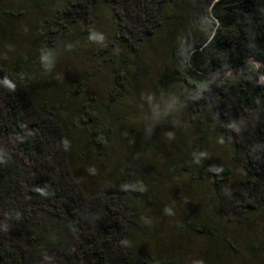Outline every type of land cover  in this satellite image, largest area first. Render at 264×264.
Instances as JSON below:
<instances>
[{
    "label": "trees",
    "instance_id": "obj_1",
    "mask_svg": "<svg viewBox=\"0 0 264 264\" xmlns=\"http://www.w3.org/2000/svg\"><path fill=\"white\" fill-rule=\"evenodd\" d=\"M41 1L12 6L1 2L0 41L7 40L18 21L27 20L23 11L39 8ZM201 1L206 3L191 0L184 22L200 14ZM175 2L75 0L55 14L32 13L33 27L26 37L38 40L41 54H0V80L14 85L0 86V264L180 262L177 257L157 256L154 250L143 252L135 240L137 235L140 242L151 226L148 217L153 210L147 208L153 201L143 194L142 180L149 170L155 171L137 151L118 161L113 173L100 175L94 189L85 182V175H95L96 154H104V129L126 117L113 110L105 116L94 99H77L111 62L117 66L113 87L117 100H130L132 95L136 103V76L146 71L135 65L142 45L158 51L164 66V74L154 81L157 98L172 88L183 90L182 104L175 103L162 125H169L167 130L174 135L172 125L178 119L185 118L188 127L194 122L203 126L196 140L182 149L161 150L167 163L162 165L172 178L182 175L197 181L207 176L210 181L213 211L204 222L186 212L180 227L233 247L229 232L243 233L252 226L254 213L264 214V0H211L201 13L219 20V28L208 40L194 36L187 43L181 41L183 23L174 37L167 31L168 23L179 15ZM24 4L28 7L22 8ZM106 5L113 9L119 33L111 45L117 53L104 43L62 72L61 61L56 65L59 51L78 55L85 45H92L98 10ZM168 7L171 12L165 15ZM71 36L73 46L65 45ZM129 69L136 76L128 78ZM208 122L227 156L215 166L207 164ZM146 130L139 141L155 145L149 139L152 130ZM226 229L229 232L224 233ZM261 232L253 247L264 259V221Z\"/></svg>",
    "mask_w": 264,
    "mask_h": 264
},
{
    "label": "rangeland",
    "instance_id": "obj_2",
    "mask_svg": "<svg viewBox=\"0 0 264 264\" xmlns=\"http://www.w3.org/2000/svg\"><path fill=\"white\" fill-rule=\"evenodd\" d=\"M24 1L28 2L29 0H0V3H8L9 6H12ZM72 1L75 0H42L39 8L33 9V11H23L27 20L18 21L13 26V32L7 37V40L0 41V54L6 53L8 57L18 54L23 56L36 54L40 49L37 45L38 40L36 38L31 40L29 38L28 40L26 37L29 34V28L33 27L31 26L34 18L32 13L35 15L38 13L55 14L65 6L67 8ZM210 1L206 0V3L200 2L201 12ZM175 3L176 7L174 8L179 12V15L171 19L167 25V31L171 37L180 32L181 23H183L181 41L185 43L192 41L194 36H201L202 39L208 40L213 31L219 28V20L212 16L203 15L201 12L196 17H192L191 20L184 22L183 16L185 11L188 10L191 0H187L186 3H183L182 0H176ZM27 7L28 5L26 4L22 6V8ZM171 9V7L165 8L163 10L164 14L171 12ZM112 11L113 9L108 8L107 5L98 10L96 30L93 31V44L85 45L82 54H69L67 52L68 49L66 51L64 48L59 51L58 55L61 59L58 58L56 65L61 61L62 72L66 71L68 64H71L74 68V64H79L83 59L85 60L89 49H96V47H100L104 43L110 44L107 47L113 51V54L117 53V47L111 46L112 39L119 35ZM72 31L73 34H77L79 30L75 28ZM73 42L74 37L71 36L67 38L65 45L73 46ZM142 46L139 49L140 61L135 63V65L141 64L146 71H142V75L136 76L135 70H126L128 78L136 76L138 82L139 90L136 103L131 100L132 95L130 100H117L119 95L113 92L115 68L117 66L111 62L109 66L99 73L96 79L89 82L83 95L77 99V102L87 101L89 98H92L91 100L94 99V106L96 109L100 108L105 113V116H107L109 111L113 110V112L126 117L119 124H112L104 129L102 142L105 143L106 148L104 149V154H96L97 158L93 159L96 167L93 168L95 175L93 172L88 177L85 175L86 184L89 188L94 189L96 183L99 182L100 175L107 172L113 173V170L118 167V161L120 162L125 157L130 158L133 152L137 151L143 162L155 167V171L149 170L150 172L148 171L142 180V182L146 183L142 184L143 194L148 197V200L153 201L150 204L151 207L147 208L148 210H153L148 217L151 223L150 228L147 230L148 232L140 236V242H138V237L135 235V240L143 252L154 250L155 254L160 257H177L180 261L178 264H264L260 251L253 247L258 244L262 237L263 213H254L252 226L246 228L243 233L237 231L238 229L231 230V232L228 229L224 231V233L229 232L234 238L233 247L221 245L215 237L201 235L192 229H182L180 227L181 217L186 212L195 213L197 221L204 222L205 218L213 211V203L209 201V196L212 193L210 181L207 176L203 180L199 179L197 181L190 180L188 177L186 179L185 176L180 177L182 175H177V179L172 178V174L169 176V172L167 174L164 168L167 163L165 157L161 154V150L172 149L173 147L175 151L182 149L183 144L196 140V134L200 133L203 126L199 122H194L189 125L191 127H188L185 118L178 119L176 124L172 125V130H176V135H174L170 133V130H167L170 128L169 125H162L166 116L173 113L174 108H176L175 103L180 102L182 104L183 99L180 96L183 94V90L179 87L172 88L166 96L160 98L161 100L157 98L154 81L158 76L164 74V66L162 67L159 61L160 53L158 51L146 48L144 45ZM38 53L41 54V52ZM135 65L132 64L130 67H135ZM60 73L59 71L58 75ZM68 75H72L71 71L68 72ZM261 80L264 83V74L261 76ZM128 86H133V83L128 84ZM90 101L89 103H93ZM110 103L112 104L110 105ZM179 107L182 109V106ZM165 108H167V112H161ZM203 110L205 111L206 108ZM161 114L162 116L160 117ZM146 129L152 130L153 137H149V139L153 140L156 143L155 145L148 146L139 141V134L147 133L148 130ZM204 129L206 130L205 138L209 142L207 164L215 166V164L219 165L226 162L225 150L211 122H208L207 127H204ZM99 149L101 148H97V151ZM175 173L177 172L173 174ZM139 220L142 222L143 217H139Z\"/></svg>",
    "mask_w": 264,
    "mask_h": 264
},
{
    "label": "clouds",
    "instance_id": "obj_3",
    "mask_svg": "<svg viewBox=\"0 0 264 264\" xmlns=\"http://www.w3.org/2000/svg\"><path fill=\"white\" fill-rule=\"evenodd\" d=\"M46 66H48V65H46ZM0 86H4V87H14V85L10 81H7L6 78L4 80H0ZM163 111L164 112H167V108H165Z\"/></svg>",
    "mask_w": 264,
    "mask_h": 264
}]
</instances>
